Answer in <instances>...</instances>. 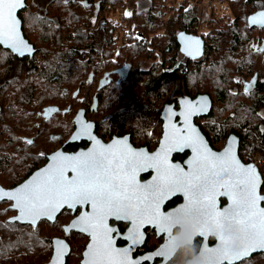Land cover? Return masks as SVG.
<instances>
[{
    "label": "flooded vegetation",
    "instance_id": "af4514ba",
    "mask_svg": "<svg viewBox=\"0 0 264 264\" xmlns=\"http://www.w3.org/2000/svg\"><path fill=\"white\" fill-rule=\"evenodd\" d=\"M86 1V22L81 24V28L85 29L87 35L86 46L79 48L75 40L71 42V51L73 53L71 55V60H73L71 72L74 81L72 91L65 90L67 87H59L55 91L56 102L63 100L62 93L64 92L71 94V102L63 108L56 104L47 105L39 112V124L41 125L44 122L42 127L49 122H55L52 133L49 135L35 133L32 136L23 137V140L27 143V164L29 165L27 176L23 181L37 170L44 168L54 157L59 162L60 158L64 156L80 157L89 153L105 154L110 152V160L114 162L119 159L123 163V158L130 152L154 154L159 148L164 134L165 120L162 115L165 106L174 104L175 109L178 110L181 98L191 97L194 99L198 95L207 93H199L193 97L183 96L176 100L171 99L170 102H166L162 106L157 118H145V124H143L144 119L132 120L126 118L123 125H121L123 128L120 127L118 130L113 131H111V121L114 117H111L109 105L104 103L105 96L123 91V83L131 78L133 73L141 75L142 72H147L154 68L157 73L174 71V69L179 68L181 62L189 64L192 60L202 59L207 47L208 40L205 39L207 30L222 28L230 24L234 25L236 18L234 10L230 7V5H234V0H226L223 4L217 2V0ZM216 3L219 4V7L215 8L214 5ZM31 4L35 3L32 0H26V7L19 12L18 17L21 21L23 37L32 45L33 54L31 56H19L0 45V48L10 53L8 59L11 64L8 67H13L14 70V72L11 71L13 83L14 80L20 78L21 80L35 78L33 74L42 72L44 64L57 60L54 53L44 52L45 54H43L39 52L36 46L38 39V28L36 25L39 26V23H44L52 25L56 31H60L62 20H60L59 16L56 17L50 13L44 0L37 3L38 5L34 6L35 8H31ZM190 5L198 7L200 10V17L197 18L193 32L185 29V25H188L190 20V9H192L189 7ZM204 9H208V11L204 12ZM221 9L229 11L228 14L223 13ZM32 12H37L36 17L38 19L32 16ZM184 33L203 38L205 48L204 54L200 58L193 59L181 49L179 36ZM58 35L60 37L56 39L58 42L50 39L52 51L56 52L63 49L62 46L57 47V44H63L62 34L58 33ZM74 35L76 34L74 33ZM217 43L224 45H221L220 53L231 56L234 69V45H232V39H219ZM251 43L256 47V51L262 52L264 56V39L252 41ZM231 47L233 49L230 51ZM66 48L68 49V45H66ZM47 50L50 51V48ZM130 56L132 59H129ZM175 59L180 61L177 66H174ZM166 61L168 64L164 65ZM248 68H245V70ZM256 73L258 72L251 74L248 79L241 80L243 90L245 82L249 81ZM257 77L258 84L260 80L259 73ZM232 83L234 88V80ZM15 88H17V85L13 87V89ZM9 93H11V90ZM212 101L213 106L210 114L195 119V123L199 127L207 123L211 116L217 114L215 102L213 99ZM50 108H56V111L48 112L47 110ZM179 120V117L176 118L177 122ZM85 125H90L87 133L84 131ZM109 146H112L111 149H109ZM190 154L189 151L175 154L172 157L173 163L184 165ZM185 169H187L186 166ZM155 174V170L149 169L138 172L134 180L127 173L121 174L119 179L125 183L142 185L151 182ZM72 175L71 171H67L66 176L71 177ZM183 201L184 199L181 195L173 197L163 206V212L166 213L176 209ZM220 202V208L227 203L223 198L220 199ZM9 203L12 205L11 202ZM91 211L92 209L88 205H77L72 208L62 205L54 222L42 220L39 223V225L44 222L56 225V232L51 237L50 257L47 262L51 260L55 246H57L58 252H67L65 264H82L85 253L89 251V244L94 243L93 238L88 232L82 230V226L78 225L72 229H67V227L78 220L84 213H90ZM188 224L192 226L195 233V239L192 244L199 252L202 247L212 248L217 244L218 238L216 236L212 234H208L206 237L198 236V226L191 223ZM27 226L32 227L30 225ZM107 226L114 230L111 233L114 237L113 248L118 251L129 249L127 254L128 264H163L166 259L155 255L163 247L168 249L169 259L167 258L168 262L165 264H184V248L177 250L174 255L170 251L174 244L177 243L176 234L184 228L183 223H177L165 235L159 232L154 223L145 221L139 228L141 233L140 241L134 247L131 240L128 239L129 229L133 226L132 223L128 220L109 218ZM55 241H61L62 243L56 245ZM89 258L91 257L89 256ZM108 264H123V258L119 255H112Z\"/></svg>",
    "mask_w": 264,
    "mask_h": 264
},
{
    "label": "trees",
    "instance_id": "16d2710c",
    "mask_svg": "<svg viewBox=\"0 0 264 264\" xmlns=\"http://www.w3.org/2000/svg\"><path fill=\"white\" fill-rule=\"evenodd\" d=\"M32 1L35 4L30 7L35 8L42 0ZM44 1L50 13L62 20V26L60 31H56L52 25H36V46L43 54H56L57 60L44 64L42 72L33 74L35 78H20L13 83L11 71L14 70L8 67L11 64L8 59L10 53L0 48V185L5 188L14 187L27 176V143L23 137L53 132L55 122L43 127L44 122L39 124L38 114L42 108L53 104L63 108L71 102V94L67 92L62 93L61 102H56L55 91L59 87H67L65 90L72 91V40L77 42L79 48L86 46L87 35L81 24L86 22L87 1ZM189 7L192 9L185 29L193 32L200 10L193 5ZM230 7L236 15L234 25L207 30V47L202 59L192 60L189 64L181 62L174 71L157 73L154 68L141 75L133 73L123 83V91L105 96L104 103L109 105L111 117H114L111 131L123 128L121 125L126 118L144 119L143 124L146 123L145 118H157L162 106L171 99L207 93L218 107L217 114L200 125L211 146L221 149L228 135L233 133L240 138L239 154L242 161L245 156L264 153V56L251 43L264 39V29L252 28L248 24L251 14L258 10L264 11V0H234V5ZM36 14L32 12V16L38 19ZM58 33L62 34L63 44H57V47L62 46L63 49L56 52L52 51L50 39L57 41L60 38ZM219 39H232L234 69L231 56L220 53L224 45L217 43ZM49 48L50 51L47 50ZM179 62L175 59L174 66ZM167 64L166 61L164 65ZM254 72L259 73L260 80L250 90L252 92L247 93L242 89L241 80L248 79ZM16 85L17 88L13 89ZM15 215L9 202H0V264L46 263L50 257V242L56 232V225L44 222L33 228L10 222L9 219ZM240 264H264V254H256Z\"/></svg>",
    "mask_w": 264,
    "mask_h": 264
},
{
    "label": "snow or ice",
    "instance_id": "6c2138e0",
    "mask_svg": "<svg viewBox=\"0 0 264 264\" xmlns=\"http://www.w3.org/2000/svg\"><path fill=\"white\" fill-rule=\"evenodd\" d=\"M20 6L21 0H0V43L17 50L20 41L14 13ZM89 127L84 126L85 133ZM185 148L195 153L188 172L168 163L171 152ZM110 156L108 152L61 157L57 164L50 166L42 182L23 185L13 192L0 189V198L6 196L14 200V207L20 213L17 219L33 224L40 216H51L62 205L90 206V213H84L73 222V227L82 226L93 238L94 243L89 244V251L85 253L86 257H91L87 264H108L112 255L121 256L123 264H128L129 249L118 251L112 246L114 230L107 226L109 218L132 223L128 239L133 247L140 241L139 228L145 221L154 223L165 235L177 223L195 224L198 236L212 234L219 240L215 249L202 247L205 262L212 259L217 264L222 261L232 264L250 250L264 248V209L257 208L258 201L264 197L257 195L255 170L240 166L230 149L220 154L207 153L189 128L183 130V135L174 132L166 137V142L154 154L130 152L123 163L119 159L113 162ZM149 169L155 170L156 175L147 184L125 183L119 179L121 174L127 173L134 180L138 172ZM67 171L73 175L66 176ZM176 192L187 197L186 204L174 211L161 212V203ZM217 195L230 198L232 206L217 211ZM155 255L167 259V247L159 249Z\"/></svg>",
    "mask_w": 264,
    "mask_h": 264
},
{
    "label": "water",
    "instance_id": "95a60500",
    "mask_svg": "<svg viewBox=\"0 0 264 264\" xmlns=\"http://www.w3.org/2000/svg\"><path fill=\"white\" fill-rule=\"evenodd\" d=\"M21 5L22 6L15 9V13H14L15 18L18 22L17 23V32H18L19 41H20V43L17 46L18 50H17V48L9 46V44H6V43H0V45L4 49L11 50L15 54H18L19 56H25V55L31 56L33 54L34 49H33L32 45L29 44L28 41L24 39L23 34H22L21 21L18 17L19 12L26 7V0H21ZM248 24L252 28L255 27V28L264 29V11H257V12H254L253 14H251L248 18ZM179 41L181 44V49L185 53H188L191 56V58L198 59L204 54L205 42H204L203 38L194 37L192 35H188V34L184 33V34H181L179 36ZM257 82H258V77H257V74H255L249 81L245 82V88H244L245 91H247V92L250 91L252 88H254L257 85ZM179 106L180 107L178 110L175 109L174 104L165 106L164 112L162 115L163 119L165 120L164 134H163V137L161 139L160 146L155 151V153L161 149L162 143L166 142V137H171L174 132H178L179 134L183 135V130L190 128L192 130V134L195 135L196 137H198L199 140L202 142V144L204 145V149L207 153L220 154V153H223L225 151V149H230L231 155L235 158L236 161H238L240 166H242L243 168L254 169L255 175L257 177V187H256L257 195L259 197H264V193H262V188L264 185V177L260 173L258 168L254 167L252 164H246L244 161H242L240 154H239L240 138L235 134H230L226 140L224 147L221 150H214L210 146L206 136L201 131L200 127L198 125H196L195 119L197 117L200 118V117L208 116L210 114V112L212 110V106H213V101H212L211 97L208 94L198 95L194 99L191 97H183L179 100ZM47 111L48 112H54V111H56V108H50ZM178 117L180 120L177 122L176 118H178ZM186 151H189L191 154L188 157V159L185 161L184 165H182L181 163H173L172 157L175 154L184 153ZM194 155H195V153L190 148H185L183 151H173L168 155V163L172 164V165H179L185 172H188L190 170L189 169V162H191L193 160ZM57 163H58V161L56 159L55 160L52 159L49 164H47L44 168L34 172L29 178H27L22 183L16 185L13 188H5L2 185H0V189L4 190V192H13L15 189L21 188V186H23V185L40 183L48 175L47 170L50 169V166L57 164ZM185 166L187 167V169H185ZM66 174H67V172L65 173V175ZM178 195H181L183 197L184 201L177 208L185 205L187 202V197L183 193L176 192L174 194L169 195L166 199H164V201L160 205V211L163 212V206L168 201H170L173 197L178 196ZM222 198L225 199L227 201V203L225 205H223L222 208H220V204H221L220 199H222ZM0 202H11V204H12L11 208L16 212V215L9 219L10 222L19 223L22 225H30L33 228H37L39 223L42 220H48L50 222H54L56 220V217L58 215L59 210L62 207V206L58 207L56 209V211L51 214V216H40V217H38L36 219L35 223L33 224V223H30L29 221H27L25 219H17V217H19L20 213H19V210L16 207H14V204H15L14 200L9 199L8 197L5 196L3 198H0ZM215 204H216V210L217 211H223L225 208L232 206L233 201L230 198H228L227 196L217 195L215 198ZM257 208L258 209H264V199L258 201ZM176 209H173L171 211H174ZM72 228H74V227H73V224L71 223L70 226L67 227V229H72ZM169 231H171V229ZM160 233H162V232H160ZM218 246H219V240H218L217 244H215L212 248H208V249H215ZM201 252H202V249H201L200 253ZM256 254H264V248L256 247V248L250 250L247 255H245L239 259L233 260L232 264H238V263H240L246 259H250L252 256H254ZM66 256H67V252L60 253L57 250V246H55V251H54V254H53L51 260L45 264H53L54 261H55V264H65ZM168 259H166L163 264L168 262ZM89 260H90L89 256L86 257L84 255V260H83L82 264H87V261H89ZM205 264H217V262L215 260L209 259L207 262H205ZM220 264H228V262L222 261V262H220Z\"/></svg>",
    "mask_w": 264,
    "mask_h": 264
},
{
    "label": "clouds",
    "instance_id": "9594fccd",
    "mask_svg": "<svg viewBox=\"0 0 264 264\" xmlns=\"http://www.w3.org/2000/svg\"><path fill=\"white\" fill-rule=\"evenodd\" d=\"M184 228L181 232L176 234L177 243L174 244L170 251L174 255L177 250L184 248L185 250V260L184 264H205V259L197 248L192 244V241L195 239V233L192 229V226L188 223H184ZM226 234H232L227 233Z\"/></svg>",
    "mask_w": 264,
    "mask_h": 264
},
{
    "label": "built area",
    "instance_id": "2783aa9c",
    "mask_svg": "<svg viewBox=\"0 0 264 264\" xmlns=\"http://www.w3.org/2000/svg\"><path fill=\"white\" fill-rule=\"evenodd\" d=\"M226 0H217V2L223 4ZM246 164H252L254 167L258 168L260 173L264 177V153L256 156H245L243 160Z\"/></svg>",
    "mask_w": 264,
    "mask_h": 264
},
{
    "label": "rangeland",
    "instance_id": "374dc122",
    "mask_svg": "<svg viewBox=\"0 0 264 264\" xmlns=\"http://www.w3.org/2000/svg\"><path fill=\"white\" fill-rule=\"evenodd\" d=\"M196 1H198V0H196ZM203 7V6H202ZM214 7L216 8V7H219V4L218 3H216L215 5H214ZM215 8H213L214 10H216ZM207 12L208 11V9H204V12ZM221 11L223 12V13H226V14H228V12L229 11H227L226 9H221ZM222 21H224V20H222ZM216 108H218V107H216Z\"/></svg>",
    "mask_w": 264,
    "mask_h": 264
}]
</instances>
